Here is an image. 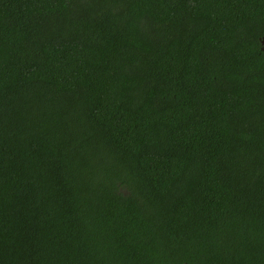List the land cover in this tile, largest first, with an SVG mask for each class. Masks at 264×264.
<instances>
[{
    "label": "trees",
    "instance_id": "trees-1",
    "mask_svg": "<svg viewBox=\"0 0 264 264\" xmlns=\"http://www.w3.org/2000/svg\"><path fill=\"white\" fill-rule=\"evenodd\" d=\"M0 264H264V0H0Z\"/></svg>",
    "mask_w": 264,
    "mask_h": 264
}]
</instances>
